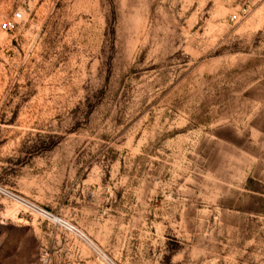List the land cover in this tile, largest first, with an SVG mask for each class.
Instances as JSON below:
<instances>
[{
  "label": "rangeland",
  "instance_id": "rangeland-1",
  "mask_svg": "<svg viewBox=\"0 0 264 264\" xmlns=\"http://www.w3.org/2000/svg\"><path fill=\"white\" fill-rule=\"evenodd\" d=\"M16 10L0 188L114 264H264V0H0V23ZM0 264L107 262L0 194Z\"/></svg>",
  "mask_w": 264,
  "mask_h": 264
},
{
  "label": "built area",
  "instance_id": "built-area-1",
  "mask_svg": "<svg viewBox=\"0 0 264 264\" xmlns=\"http://www.w3.org/2000/svg\"><path fill=\"white\" fill-rule=\"evenodd\" d=\"M231 19L236 20L237 15L233 14L231 16ZM21 21H22V12L20 10H16L12 13V15L9 18H5L1 21L0 28L4 32H12L14 29H16L19 26ZM0 194H2L10 202L19 206L20 209L25 213L31 216L35 215L37 218H39L44 222L53 224L55 226L60 227L66 232L75 234L85 245H87L90 249H92L96 254L101 256L107 262V264H114L110 259L106 258L103 255L100 249L96 245H94V243L80 229L72 225L69 221L61 217H58L57 215L52 214L51 212L47 211L42 207H39L31 200L21 196L20 194L12 190L6 188H0Z\"/></svg>",
  "mask_w": 264,
  "mask_h": 264
}]
</instances>
